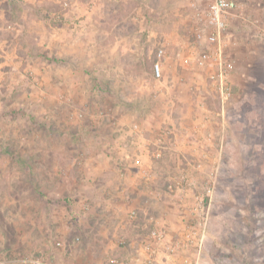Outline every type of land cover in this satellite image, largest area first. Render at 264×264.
Returning <instances> with one entry per match:
<instances>
[{
    "label": "rangeland",
    "instance_id": "374dc122",
    "mask_svg": "<svg viewBox=\"0 0 264 264\" xmlns=\"http://www.w3.org/2000/svg\"><path fill=\"white\" fill-rule=\"evenodd\" d=\"M238 1L223 101L195 37L209 0H0V256L74 264L90 244L91 264H109L105 245L133 250L121 239L145 237L151 216L163 229L167 208L183 211L175 244L194 233L170 254L183 264H264V0ZM206 110L225 116L219 156Z\"/></svg>",
    "mask_w": 264,
    "mask_h": 264
},
{
    "label": "built area",
    "instance_id": "2783aa9c",
    "mask_svg": "<svg viewBox=\"0 0 264 264\" xmlns=\"http://www.w3.org/2000/svg\"><path fill=\"white\" fill-rule=\"evenodd\" d=\"M232 16L241 17V6L238 0H209L205 12V22L195 35L196 42L200 46H205V49L199 55V63L207 64L210 61H215L218 66V71L212 76V79L217 84L218 91L223 101L231 96V90L227 83V75L234 69V63L232 61H225L223 58V38L229 27L230 18ZM164 50L160 49L159 57H162ZM154 75L157 78H161V67L157 64L154 68ZM157 157L160 158L161 154L158 152ZM138 163H140L138 161ZM142 167V166H140ZM143 178L149 179L151 175L141 169ZM211 193V191H209ZM85 211H90V206H84ZM138 216L137 210H133L129 214V218L136 219ZM154 227L149 231L145 242L141 245L142 253L147 256V263L152 264L157 254V246L162 245L169 254H173L176 250L183 246V244L193 243V234L186 233L183 242L169 245L167 244V234L160 226L157 220L153 219ZM76 242H80V237H76ZM121 245H126L127 240L122 238L120 241ZM57 247L60 250H65L66 246L64 242H58ZM109 264H131L129 260H120L118 258H112ZM0 264H53L43 255L35 256H21L7 258L6 256H0ZM64 264V263H63Z\"/></svg>",
    "mask_w": 264,
    "mask_h": 264
},
{
    "label": "crops",
    "instance_id": "0c3cea01",
    "mask_svg": "<svg viewBox=\"0 0 264 264\" xmlns=\"http://www.w3.org/2000/svg\"><path fill=\"white\" fill-rule=\"evenodd\" d=\"M205 115H203L202 117H200V119L198 120L200 125V128L202 129V134L204 136V143L207 145L206 149L209 151L210 147H212V150H216V156H219V152H224V149L228 148V143L230 141V139L228 138V141L226 142V144L224 143V136H225V129H226V120H225V116L222 113V121L218 120V119H214L212 113L209 110H206V112L204 113ZM188 117H186V115H183V117L181 118L186 119ZM195 129V128H194ZM193 129V131H195ZM185 132H189V129H187V131ZM170 134L174 135L175 138L177 136H180L177 132L176 129H171L170 130ZM184 135V133L182 134V136ZM234 136V135H233ZM185 137V136H184ZM187 139V137H186ZM235 140V138H234ZM233 142V140H232ZM186 143L187 145H191L188 144L189 140H185L182 143H179L178 141H176L175 143H171L168 147H166L165 149H172L174 151H177L178 149H183L186 147ZM245 147H246V143H244ZM171 146V147H170ZM189 147V146H188ZM209 147V148H208ZM247 149V147H246ZM250 149V148H248ZM211 150V151H212ZM123 187V185L120 186V188L118 187L119 191L117 192L120 193V195L126 193L125 188H121ZM115 192V191H114ZM110 194V193H109ZM110 208V206H109ZM113 212L115 215L117 216H124L123 213H126V209L125 208H118V207H112ZM183 211H179V210H174V209H164L163 213V218H161V220L163 221V229L166 231L167 233V244L171 245V244H175L173 241V237L175 235H177L179 232H184V230L181 228L184 227V224L182 223V220L180 219V215L177 213H182ZM128 215V214H127ZM184 218V217H181ZM155 219L153 216H151L150 221ZM124 220V219H123ZM156 220V219H155ZM175 220V221H174ZM123 227V226H122ZM132 226H124L122 229L120 230L121 232H126V234H132V233H136L139 231H136V229L131 228ZM208 231H206L205 233V237L208 238L209 233H207ZM149 233V232H148ZM207 234V235H206ZM148 235V234H147ZM138 238V234L135 238H133L132 241H129V239L127 240V244L129 242V246L132 247L133 250H129L127 247H123L120 249H116V245H114V243H111V245H105L104 246V251L108 252L110 255L112 256H116L118 257L120 260L124 261V260H129L131 262V264H149L147 263V256L146 254L142 253V249H141V245L145 242L146 237ZM181 235V234H180ZM204 237V238H205ZM79 246V245H77ZM84 245H82L81 247V252L76 255L75 257H73L70 262L72 263H78V264H82V262L84 264H86L88 262V264H91L92 262H94V256L91 254V249L92 246L90 244H87L86 248L83 247ZM135 246H137V248H135ZM162 245H158L157 246V254L154 258V262L152 264H173L174 261L177 262L178 264H183L187 262L186 256H185V251L183 252V257H181L179 260L175 258V256L170 255L169 253H167L165 251V247ZM184 247V246H182ZM26 256V255H25ZM24 257V256H23ZM85 259V260H84ZM63 264V263H62Z\"/></svg>",
    "mask_w": 264,
    "mask_h": 264
}]
</instances>
